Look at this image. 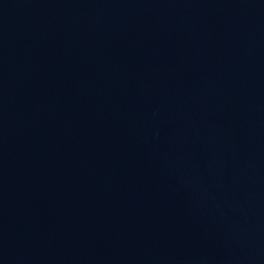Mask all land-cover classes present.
Wrapping results in <instances>:
<instances>
[{
    "label": "water",
    "instance_id": "water-1",
    "mask_svg": "<svg viewBox=\"0 0 264 264\" xmlns=\"http://www.w3.org/2000/svg\"><path fill=\"white\" fill-rule=\"evenodd\" d=\"M0 264H264V0H0Z\"/></svg>",
    "mask_w": 264,
    "mask_h": 264
}]
</instances>
